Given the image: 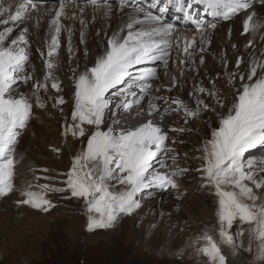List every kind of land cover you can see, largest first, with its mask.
Wrapping results in <instances>:
<instances>
[{
    "label": "snow or ice",
    "instance_id": "1",
    "mask_svg": "<svg viewBox=\"0 0 264 264\" xmlns=\"http://www.w3.org/2000/svg\"><path fill=\"white\" fill-rule=\"evenodd\" d=\"M92 3L95 6L97 0H92ZM168 3L174 4L176 11H183L188 15L182 0H168ZM204 3L210 10L209 15H222L225 20L248 8V4L243 0H204ZM121 6H124L123 0ZM35 8L34 0H18L14 11L12 7L0 8V13H7V19L0 22L5 25L9 22H22L30 9ZM166 10L167 7L161 9ZM60 15L61 11H57L56 16ZM160 20V16L150 12L145 13L142 20L130 16L127 35L121 37L114 34L108 40L105 53L95 61L94 66L79 75L74 86L72 123L65 124L63 134L67 136L71 133L73 137H83L86 134L84 125L94 126L95 130L87 138L86 149L73 158L71 169L62 182L64 187L50 184L33 185L29 182L20 190L23 199L16 202L18 205L48 212L55 206L47 198L48 193L70 192L71 197L83 200L86 229L92 232L113 227L121 215H132L141 207L138 195L146 190L179 188L175 177L181 175L183 170L162 172L153 168V160L160 152L166 150L167 136L151 120L133 130L116 132L113 127L106 131L101 130L105 121V110L111 111L112 97H135L137 93L131 89L137 85L143 96L150 86L148 79L155 76L154 70L148 69L139 76L131 77L129 68L145 60H163V57L168 55L166 49L169 47V41L166 37L172 35L173 28L171 25H160ZM252 20L250 15L244 19L245 33L256 30L257 25L250 23ZM53 23L58 35L59 20H54ZM134 25L140 27L133 30ZM202 27L203 22L198 25L197 30ZM208 27L215 28L216 24H209ZM26 31L27 29L24 30ZM12 32V27H5L0 31V197H6L14 191L13 181L18 163L15 145L19 130L26 127L33 108L27 96H17L15 93L14 85L17 81L23 80L27 83L32 76L25 74L29 59L25 48L21 46L28 43L25 34L21 32L18 37L11 39ZM52 43H58L57 36H53ZM51 55L50 51L49 56ZM163 62L167 64L166 60ZM240 62L239 59L236 61L237 68ZM46 67L52 68L53 65L46 62ZM257 68L261 69V73L257 72ZM126 77L130 82L125 88L112 92L111 96L106 95L110 90L124 84ZM48 78L46 76L45 80ZM240 79L244 81V75H241ZM247 80L249 83H242V90L236 96L228 114L221 118L219 128L212 132V138L203 148L202 172L206 184L214 188L218 197V231L214 234L205 229L194 241L197 253L206 258L207 264H226L222 251L225 246L234 253L241 248L252 252L255 247L257 264H264V201H260L253 187L246 183L251 182L256 189H264V181L255 179L251 170L253 161L249 160L247 164L243 162L245 152L264 145V63L254 62L247 74ZM31 87L36 106L44 107L38 93L41 89L47 91V85L37 81ZM51 87L59 91L57 83H52ZM198 91L203 92L205 89L199 88ZM209 95L215 93L210 92ZM64 102L62 97L56 100L57 105ZM139 102V99L121 100L117 108L123 107L127 110L132 103ZM173 103L178 108H184L186 116L199 114V109H188L180 100H173ZM197 103L203 104V101L198 100ZM155 107L150 102V108ZM52 151L58 152L59 149L53 148ZM159 163L161 168L167 167L163 160ZM43 171L47 172L48 169ZM35 179L39 181L51 178ZM112 181L121 186L120 190L113 189ZM34 188L38 190H33ZM234 224L238 225L235 234L231 231Z\"/></svg>",
    "mask_w": 264,
    "mask_h": 264
},
{
    "label": "rangeland",
    "instance_id": "2",
    "mask_svg": "<svg viewBox=\"0 0 264 264\" xmlns=\"http://www.w3.org/2000/svg\"><path fill=\"white\" fill-rule=\"evenodd\" d=\"M6 1L11 3L12 0ZM46 4L57 5L54 2H46ZM37 8L38 6L31 10L34 12ZM60 16L57 17L58 20ZM51 28H53L52 23ZM210 29L215 28H206V30ZM47 32L45 41L53 44L50 29ZM52 33L55 34L56 31ZM226 45L225 48H228L229 43ZM59 49L61 55L63 48ZM201 50L196 49V54H202ZM48 55V53L39 54L42 60L48 59ZM173 55L172 53L166 58L167 64L162 66L160 64L163 63H160V68L166 69ZM241 58L240 55L238 59L241 61ZM182 64L179 79L184 83L180 85L182 89L179 95L173 96L171 87L160 85L163 78L161 70L151 83L168 94L167 96L151 95L150 99V102L154 99L158 107L164 104H166L164 109L170 107L161 120L160 128L167 136V142L173 143L176 160L174 170H183L179 175L180 179H176L179 188L166 192L146 190L138 195L137 199L140 200L141 207L132 215H121L113 227L92 232L86 229L87 219L83 200L71 197L70 192L48 193L47 198L55 205L48 212L16 203L23 199L20 190L29 182L33 185L50 184L64 187L62 182L71 169L73 158L80 154L82 149H86L87 138L95 130L94 126L84 125L85 136L73 137L71 133L65 136L63 134L65 124L72 123L73 90L70 89L67 80L61 82V88L64 87L61 97L65 102L57 105L52 83L44 82L47 91L41 89L38 93L44 107L36 106L31 86L37 81L41 83L43 81L35 76L26 64L25 74H30L32 79L27 83L19 80L14 88L17 96L24 94L30 99L33 108L29 121L19 133L15 145L18 163L13 181L14 191L6 197H0V264H207L206 258L197 253V245L194 241L205 229L214 234L218 231L216 217L218 197L214 188L206 184L202 172L203 148L212 138V132L219 128L221 118L228 114L236 96L242 90L243 81L240 77L241 75L247 77L250 67L245 61L240 62L239 68L235 61L214 62L209 79L196 84L194 80L198 71L193 72L191 66L185 67V58ZM45 69L48 74L52 71L51 68ZM259 71L261 69L257 70ZM189 76H192L191 79ZM195 88H203L205 91H198L195 96L198 90ZM210 92L215 95H209ZM143 95H146V92ZM173 100L182 101L183 105L193 111L199 109V114L186 116L184 108H178ZM198 100H202L203 104L198 105ZM167 101L169 103H166ZM146 102H149V99ZM152 122L155 124V121ZM103 124L101 130L106 131L109 126ZM117 125L116 130L114 128L116 132L133 130L129 127L119 128ZM53 148L59 151H52ZM262 155L261 158L264 157V153ZM260 157L248 156L243 162L247 164L249 160H255L251 170L257 181H264V161L257 159ZM164 159L162 152L152 162L153 168L169 172L170 163L165 162ZM161 160L167 167H160ZM43 169L48 171L45 172ZM35 177L51 179L37 181ZM111 183L114 190H120L119 184L115 181ZM246 183L253 187L260 201H264V189H256L251 182ZM237 229L238 225L234 224L231 230L233 234ZM244 241L247 247V235ZM222 251L226 257V264H257L255 247L252 252L241 248L234 253L227 246L223 247Z\"/></svg>",
    "mask_w": 264,
    "mask_h": 264
},
{
    "label": "bare ground",
    "instance_id": "3",
    "mask_svg": "<svg viewBox=\"0 0 264 264\" xmlns=\"http://www.w3.org/2000/svg\"><path fill=\"white\" fill-rule=\"evenodd\" d=\"M17 2L18 0H12L11 3L6 0H0V8L9 9L12 7L14 11V5H16ZM46 2L50 1L36 3V6H38L37 10L33 12V10L30 9L28 16L22 22H9L7 25L0 22V31H3L5 27H12L13 32L11 34V39H15L21 32L27 29L24 34L28 43L26 45L22 44L21 46L25 48L28 54V67L35 76L41 78L43 83L55 82L59 85V91L54 89L56 98H60L62 95L61 91L64 87L61 88V82L64 80L68 81V85L70 89L73 90L74 94L76 79L88 68L92 67V64H95V61L105 53L108 40L112 38L114 34H118L121 37L127 35V23L130 22V16H135L137 19L141 20L144 16V14L139 11L137 12L122 7L119 4L94 6L92 4L72 5L67 2H61L63 5L62 9H66L62 11L58 10L62 5L58 3L57 5L46 4ZM57 11H62L59 19L60 32L58 35L57 33H52L56 29V25L53 21L57 20ZM249 15L253 18L250 23H255L257 28L255 31L250 30L248 33H245L243 31V21ZM6 19L7 13H0V21ZM81 21H83V23H81ZM51 23L53 28H51ZM138 27L140 26L134 25L133 30ZM172 28V35L166 37L169 41V47L167 48L168 55L164 56L163 60H158V64L154 67L141 68L154 70L155 77H157V73L162 70L163 78L161 77L162 80L160 85L171 87L173 96L179 95L182 89L180 85L184 83L182 79H179L184 58L186 59L185 67L191 66L193 72L198 71L196 79H193L196 84L203 83L205 79H209V76L212 75L211 66L214 65V62L222 63L226 60L236 62L241 55V61L247 62L249 67H251L254 62L264 63V3L249 4L246 11H241L230 20L217 22L214 30H206V28L210 27L201 28V30H204L198 32L194 28L189 30ZM48 29H50L51 32V35L49 34L50 37L57 36L58 43L60 44L55 46L50 44V41H45V35L48 33ZM70 36H73V38ZM61 37L63 38L60 39ZM8 43H10V39ZM228 43L229 47L225 48V45ZM57 46L63 48L61 49V55L60 49L57 48ZM185 48H187V51H185ZM195 48L202 49V54L197 55ZM50 51L52 55H48V59H40V53L49 54ZM66 52L68 53L64 54ZM172 53L174 55L173 57L171 56L172 61H170V64L168 66L166 65V69L160 68V65L163 66L165 64L163 61ZM46 62H50L53 65L51 69L47 67V69L52 70L51 72L49 71L50 74L46 72ZM144 62H146V60L142 63ZM259 69L260 68H257V70ZM147 70L141 72L135 71L136 73L131 77L139 76V73ZM258 73H261V71ZM46 76L49 77L47 80H45ZM191 77L192 76H189L190 79ZM129 82L125 81L124 84L117 86L116 89L110 90L106 95L111 96L110 94L112 92L119 91L120 88H125ZM151 82H147L150 86L146 89V95L141 96L139 86L137 85L131 89V91L137 93L135 97L131 95L122 97L113 96L112 103L110 104L111 111L105 110L104 124H106L107 127L115 128V130L117 124L119 128L129 127V129H135L151 120L155 121L154 125L161 127V120L164 119L165 113H168L170 107L164 109L166 104L158 107V104L153 99L151 100V104L155 102L156 104L154 105L156 107L152 109L150 108V99L152 97L151 95L167 96L168 93L161 90L159 86H154V83ZM243 83H249L247 77H245ZM196 89L198 88H195V90ZM197 94L198 90H196L195 96ZM137 99L140 101L139 104L132 103L127 110L123 107L117 108L121 100L135 101ZM148 99L149 102H146ZM166 103H169V101ZM136 105L140 108L136 107ZM149 113H151V115ZM257 159L264 161V157ZM254 163L255 160L253 161V166Z\"/></svg>",
    "mask_w": 264,
    "mask_h": 264
}]
</instances>
